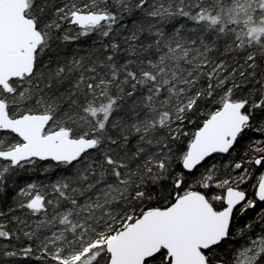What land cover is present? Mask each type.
Listing matches in <instances>:
<instances>
[{"label": "snow or ice", "instance_id": "1", "mask_svg": "<svg viewBox=\"0 0 264 264\" xmlns=\"http://www.w3.org/2000/svg\"><path fill=\"white\" fill-rule=\"evenodd\" d=\"M0 264H264V0H0Z\"/></svg>", "mask_w": 264, "mask_h": 264}, {"label": "trees", "instance_id": "2", "mask_svg": "<svg viewBox=\"0 0 264 264\" xmlns=\"http://www.w3.org/2000/svg\"><path fill=\"white\" fill-rule=\"evenodd\" d=\"M40 179H43V177H39Z\"/></svg>", "mask_w": 264, "mask_h": 264}]
</instances>
